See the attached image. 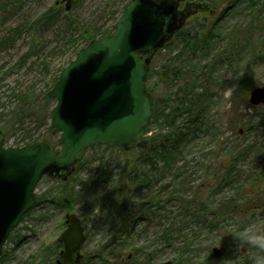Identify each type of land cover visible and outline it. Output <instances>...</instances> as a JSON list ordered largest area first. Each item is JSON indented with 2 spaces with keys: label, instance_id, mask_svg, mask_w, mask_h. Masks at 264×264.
Returning a JSON list of instances; mask_svg holds the SVG:
<instances>
[{
  "label": "rangeland",
  "instance_id": "obj_1",
  "mask_svg": "<svg viewBox=\"0 0 264 264\" xmlns=\"http://www.w3.org/2000/svg\"><path fill=\"white\" fill-rule=\"evenodd\" d=\"M129 1L75 0L66 10L60 0H0V129L6 146L42 139L58 146L60 133L50 130L56 100L48 97V103V91L87 44L83 35L113 32ZM213 3L215 14L207 12L201 22L199 13L184 24L200 39L181 55L185 77L168 83L157 77L155 96L161 104L166 97L172 101L163 117H152L147 134L168 128L164 116L170 114L174 137L190 133L181 152L138 143L125 153L96 144L67 178L44 175L36 203L11 232L0 264H57L53 254L68 212L83 222L86 264H252L264 255L237 250L232 234H225L264 226V203L251 210L245 202L264 192V103L249 101L250 92L264 85V0ZM181 47L172 37L151 66L171 60ZM181 87H187L186 96ZM178 97L187 108L192 104L186 100L195 102L192 118ZM226 173L233 183L219 189ZM124 198L131 211L142 213L123 219L117 203ZM153 199L141 211L142 201ZM201 200L209 203L206 211L198 207ZM229 202L239 212L226 214ZM214 211L223 213L216 222L206 214Z\"/></svg>",
  "mask_w": 264,
  "mask_h": 264
},
{
  "label": "water",
  "instance_id": "obj_2",
  "mask_svg": "<svg viewBox=\"0 0 264 264\" xmlns=\"http://www.w3.org/2000/svg\"><path fill=\"white\" fill-rule=\"evenodd\" d=\"M74 1L61 0L66 10ZM184 21L177 1L130 0L114 32L81 48L48 91L56 100L50 129L60 133L58 146L48 139L5 146L0 129V255L11 232L36 203V186L44 175L65 179L92 146L129 150L145 136L154 115V97L147 89L151 57L141 53L164 46ZM249 101L264 103V85L250 92ZM65 222L58 263L80 264L86 240L83 222L74 212L66 213Z\"/></svg>",
  "mask_w": 264,
  "mask_h": 264
},
{
  "label": "trees",
  "instance_id": "obj_3",
  "mask_svg": "<svg viewBox=\"0 0 264 264\" xmlns=\"http://www.w3.org/2000/svg\"><path fill=\"white\" fill-rule=\"evenodd\" d=\"M47 16H51V14H49V12H47ZM110 33H112V32L105 31V32H102L98 35L103 36L105 34H110ZM206 34H208V33H206ZM98 35H93V34L87 35V33H85L83 36L86 37L87 43H88L92 39L97 38ZM209 35H212V33L209 32ZM175 36H176L177 40H180V42L182 43V47L180 48L181 52L179 51L176 54H174V57L171 60L167 59V62L162 63L159 67H157V66L155 67L153 65L150 66V70L148 72L147 89L154 96L155 113L153 116V120L158 119L159 117H163L162 114L165 113V111H164L165 107L164 106L167 104L170 105V103L172 101L170 98L166 97L165 102L163 99V103L161 104V102L157 99V96H155V88H156V86H158L157 77H159L161 80H163L164 83H168L170 78H172V77L174 79L175 78L179 79V78L185 77V74L187 72H183L184 68H185V66H183V65L185 64V62H184V60H181L182 59L181 55L184 56L183 51L185 49H190L193 51L195 48H197V46L200 43V39H199L197 33H192L190 29H184V27H182L179 31H177ZM166 46H168V45H166ZM154 80H155V82L153 83ZM180 91L182 92V94H184V96H186V94H188L187 87L186 88L181 87ZM189 95H192V94H189ZM176 99H177V96L175 98V101H176ZM178 100H180L181 107L184 106L185 111H188V114H190L191 118H192V116H193L192 111L194 109L193 106L195 105V102L192 100H186L187 101L186 103L190 102L192 104V105H190V108H187V106H185V98L183 99V98L178 97ZM47 101H48V103L50 102V99L48 98V96H47ZM170 110L176 111V110H178V107L172 106L170 108ZM169 116H170V114H166L164 116V118L166 119L165 125H168L169 126L168 128L164 129V127H165L164 126V127H161L160 131H156L155 133H153L150 136L148 134H146L138 143H141V144L145 143L146 147H149V148H152L153 146L157 147L158 149H160L161 151H164L167 154H169L168 151L181 152L182 146L184 145V142H186V139L188 138V135L190 133L179 131L178 134L176 135V137H174L172 134V130H171V128L174 127V124L171 125L172 120H169L170 119ZM149 131L150 130L147 129L146 133H148ZM125 153H129V150H127ZM173 155L174 154H172V157H173ZM257 177L261 178L259 176H257ZM232 183H233L232 176H230V175H228V173H226L225 176L220 179V184L217 187L220 189L223 185H229ZM263 194H264V192L255 193V195L253 197H251L250 199H249L250 196H247L245 199H248V201H245V202L247 203L248 208L251 210H256L257 208H259V206L264 203ZM182 200L184 202H186L187 205L193 204V202H191L185 198H183ZM122 201H123L122 203H121V201H119V203H117V204L119 205V207L121 209L123 219H124V216L128 219V218H134L135 216L142 213V212L140 213V210H136V212L131 211L132 205L127 204L128 203L127 198H124ZM152 201H154V199L151 201H142L141 211L144 208H146L147 206H149L152 203ZM198 203H199L198 207H201L205 211L207 210L208 205H209L207 200H204V201L201 200ZM236 205H237V203L231 204L229 202L227 204V206L231 207V211L230 212L227 211L226 214L232 213V211L239 212V210L236 208ZM243 206H245V205H243ZM71 207H72L71 204L66 205L67 209H70ZM206 214H209L212 218V221L216 222L221 217V214H223V213H221L219 211H216V212L214 211V212H206ZM56 247H57V249L54 251L53 255L55 256L56 259H58L59 258L58 249L62 248L63 244L61 242H59V240H58V242L56 243ZM51 254H52V252H50V255ZM88 261L89 260H87L85 257L82 264H86V263H88ZM56 263H57V261H56Z\"/></svg>",
  "mask_w": 264,
  "mask_h": 264
},
{
  "label": "clouds",
  "instance_id": "obj_4",
  "mask_svg": "<svg viewBox=\"0 0 264 264\" xmlns=\"http://www.w3.org/2000/svg\"><path fill=\"white\" fill-rule=\"evenodd\" d=\"M225 234H232L233 239L236 242L237 250L241 248H253L260 253H264V226L243 231L237 230L236 232H227ZM224 235L219 237V243L217 245L221 243ZM252 264H264V255L254 257Z\"/></svg>",
  "mask_w": 264,
  "mask_h": 264
},
{
  "label": "flooded vegetation",
  "instance_id": "obj_5",
  "mask_svg": "<svg viewBox=\"0 0 264 264\" xmlns=\"http://www.w3.org/2000/svg\"><path fill=\"white\" fill-rule=\"evenodd\" d=\"M155 1L160 2L162 0H155ZM169 1H172V2L177 1L179 3V8L185 14L184 24L189 17L196 16V14H199V13L204 14L203 17L201 18V22H203L206 18L207 12H209L210 15H213L217 12V9H216L215 4L213 3V0H169ZM183 3H186V4L183 6ZM184 24H183V27H184ZM175 34L173 35V37L175 36ZM157 50L153 51L151 54H149L147 52H142L141 53L142 57L146 58L147 56L151 55V61H152ZM150 65H151V62H150ZM159 66L160 65H157V67H159ZM187 113H188V111H187ZM83 247H84V245H83ZM61 250H62V248H61ZM61 250H60V252H61ZM82 250H83V248H82ZM60 252H59V258H61ZM81 253H82V251H81ZM59 258L57 259V264H59L58 263ZM84 258H85V255H84V253H82V259L80 261V264H82Z\"/></svg>",
  "mask_w": 264,
  "mask_h": 264
}]
</instances>
